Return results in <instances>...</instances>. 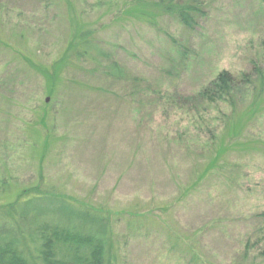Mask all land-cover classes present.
I'll use <instances>...</instances> for the list:
<instances>
[{"label": "rangeland", "instance_id": "1", "mask_svg": "<svg viewBox=\"0 0 264 264\" xmlns=\"http://www.w3.org/2000/svg\"><path fill=\"white\" fill-rule=\"evenodd\" d=\"M164 1L0 0V227L55 192L114 264H264V0H181L192 29ZM86 40L107 56L75 62Z\"/></svg>", "mask_w": 264, "mask_h": 264}, {"label": "trees", "instance_id": "2", "mask_svg": "<svg viewBox=\"0 0 264 264\" xmlns=\"http://www.w3.org/2000/svg\"><path fill=\"white\" fill-rule=\"evenodd\" d=\"M145 1L129 0L130 3ZM159 7L165 14L177 16L184 26L194 28L197 9L192 5L181 0H168L161 2ZM72 53L75 62L89 60L97 63L95 56H107L98 45L88 40L78 43ZM104 70L117 80L127 77V71L118 62L111 63ZM235 87L234 78L229 73H222L213 83V89L203 92V98L213 103L229 102ZM54 194L37 196L29 206L16 211L13 221L19 229L14 225L0 227V264H30L22 251L27 243L34 247L38 264H114L113 235L108 220L97 215L94 209L81 210ZM49 201L56 204L46 206ZM51 215L59 217L54 220Z\"/></svg>", "mask_w": 264, "mask_h": 264}, {"label": "water", "instance_id": "3", "mask_svg": "<svg viewBox=\"0 0 264 264\" xmlns=\"http://www.w3.org/2000/svg\"><path fill=\"white\" fill-rule=\"evenodd\" d=\"M47 102H49V100H47Z\"/></svg>", "mask_w": 264, "mask_h": 264}]
</instances>
